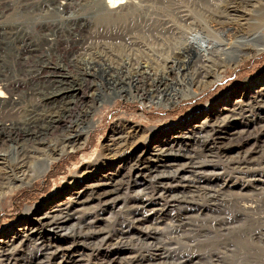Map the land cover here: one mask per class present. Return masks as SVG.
I'll return each mask as SVG.
<instances>
[{"label": "rangeland", "instance_id": "374dc122", "mask_svg": "<svg viewBox=\"0 0 264 264\" xmlns=\"http://www.w3.org/2000/svg\"><path fill=\"white\" fill-rule=\"evenodd\" d=\"M78 3L61 20L63 29L83 15L90 19L98 5ZM6 17L15 19V12ZM27 22L40 29L41 20ZM88 51L93 55L92 46ZM86 58L77 66L90 71ZM109 65L117 66H96L87 88L75 92L91 106L71 130L76 141L88 134L83 145L0 200V264H103L112 257L123 264H254L229 251L241 238L264 239V51L203 90L176 87L155 102L114 89ZM104 175L114 194L93 196ZM248 201L260 207L245 213L240 204ZM147 227L163 230L146 238Z\"/></svg>", "mask_w": 264, "mask_h": 264}, {"label": "bare ground", "instance_id": "6f19581e", "mask_svg": "<svg viewBox=\"0 0 264 264\" xmlns=\"http://www.w3.org/2000/svg\"><path fill=\"white\" fill-rule=\"evenodd\" d=\"M79 1L52 0L47 7V0H0V200L33 177L45 176L56 159L86 141L87 133L83 143L71 138L83 110L86 114L91 108L88 103L84 107L75 92L87 88L96 66L114 61L116 67H107L115 69L108 72L114 89H127L133 99L155 102L169 99L176 87L181 93L203 90L221 79L228 67L264 51V0H97L90 19L83 15L63 29L61 20L71 18L68 13L79 7ZM12 10L16 18L10 20L6 14ZM27 20H41L40 29L25 27ZM195 41L205 44L203 50L196 48ZM9 46H13L10 53ZM80 57H87L90 71L77 66ZM88 124L91 130L94 122ZM102 177L92 185L93 196L115 192V184L112 191L105 189L109 175ZM162 178L159 175L158 184ZM259 207L253 201L240 204L245 213ZM162 230L147 227L143 236L154 239ZM232 245L235 248L229 252L239 259L264 264L263 238L245 237L236 243L240 248ZM122 261L112 257L102 263Z\"/></svg>", "mask_w": 264, "mask_h": 264}]
</instances>
